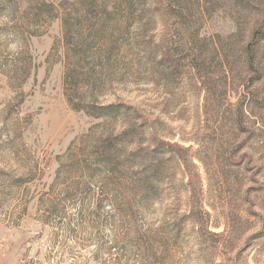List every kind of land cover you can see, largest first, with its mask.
Returning <instances> with one entry per match:
<instances>
[{
    "label": "rangeland",
    "instance_id": "1",
    "mask_svg": "<svg viewBox=\"0 0 264 264\" xmlns=\"http://www.w3.org/2000/svg\"><path fill=\"white\" fill-rule=\"evenodd\" d=\"M87 1L0 0V264H264V0Z\"/></svg>",
    "mask_w": 264,
    "mask_h": 264
},
{
    "label": "trees",
    "instance_id": "2",
    "mask_svg": "<svg viewBox=\"0 0 264 264\" xmlns=\"http://www.w3.org/2000/svg\"><path fill=\"white\" fill-rule=\"evenodd\" d=\"M81 9H77L76 4H74V8H72L73 3H70L69 1L64 2L63 4H61L60 7H55L53 4L48 3L46 0H41L40 4L38 5L39 7V11L40 13L43 14V16H45L46 18L53 19L56 17H61L64 23V28H65V37H67V54L69 55V58L75 56V57H80V56H84L88 51L87 49V45H85L86 39L83 38L82 39V44L83 46L81 47V49H79L78 51H74L72 49V47L75 45L74 43H72V38H74V36L80 37L81 33H79V31H75V29L73 28V24L71 22L72 20V15L75 12H80L86 15L91 16L92 14H103V12H105V9H99V5L95 2H89L87 0H81ZM72 5V6H70ZM70 6V7H69ZM109 12L106 11L104 14H108ZM99 16V15H98ZM259 35V34H257ZM253 51H249V54L253 56ZM97 71H95V69L89 71L86 73V75L84 76V79L86 78V80L88 78H92V76L94 75L93 73L96 74ZM70 74V72H69ZM72 75V74H71ZM88 77V78H87ZM242 105L239 108L238 111V116H237V120L239 122L242 121ZM75 108L77 110H81L82 107L79 106H75ZM102 108V110H107V107H100ZM88 112V111H87ZM89 114H93L88 112ZM98 166L101 165V163H96ZM103 164V163H102ZM104 166V164H103ZM151 181L149 179H131V183L130 185H132V189L130 188L129 190V197L130 195H133L134 198L137 197H141V200H146L149 196H150V185H151ZM98 206H101V201L98 203Z\"/></svg>",
    "mask_w": 264,
    "mask_h": 264
}]
</instances>
